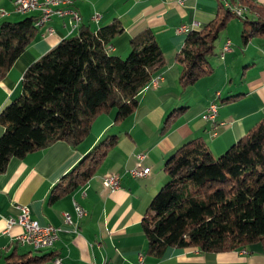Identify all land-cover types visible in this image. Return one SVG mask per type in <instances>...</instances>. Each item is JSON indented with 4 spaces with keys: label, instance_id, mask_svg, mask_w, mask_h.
I'll list each match as a JSON object with an SVG mask.
<instances>
[{
    "label": "crops",
    "instance_id": "0c3cea01",
    "mask_svg": "<svg viewBox=\"0 0 264 264\" xmlns=\"http://www.w3.org/2000/svg\"><path fill=\"white\" fill-rule=\"evenodd\" d=\"M14 0H0L4 20L18 21L36 13L14 11ZM69 9L78 13L75 23L70 15L54 17L37 28V36L14 61L0 80V111L21 92V80L27 67L65 37L77 35L81 27L92 31L119 19L123 31L109 44L111 53L124 57L130 40L151 29L163 51L165 66L155 86L138 94L134 113L115 123L116 109L103 112L92 123L90 134L77 147L57 141L23 158L12 157L0 173V264L23 232L20 225L8 227L6 219L28 205L30 215L41 225L59 228L58 239L50 250L63 264H264L261 243L240 250L200 252L197 247L167 248L160 257L145 254L147 239L142 218L153 196L166 182L165 159L186 142L202 137L214 155L223 153L264 115V38L251 37L243 46L241 27L232 19L215 43L210 59L211 74L195 84L181 88V65L176 53L185 42L181 25L200 29L210 21L222 0H70ZM232 1V0H228ZM264 5V0H253ZM98 15V21L92 20ZM47 25L53 28L47 34ZM226 42L229 49L223 50ZM232 97L230 100H225ZM217 104L215 121L203 119L209 104ZM176 115L167 131H161L167 115ZM0 124V136L3 133ZM216 132V134H214ZM118 135L97 172L84 185L49 204L51 187L68 172L102 137ZM144 154L142 164L150 168L144 177H133L137 154ZM119 178V187H104L107 175ZM74 203L87 214L78 219ZM69 214L72 223H65ZM20 251L35 253L30 246ZM53 259V258H52ZM52 259L47 264H52Z\"/></svg>",
    "mask_w": 264,
    "mask_h": 264
},
{
    "label": "trees",
    "instance_id": "16d2710c",
    "mask_svg": "<svg viewBox=\"0 0 264 264\" xmlns=\"http://www.w3.org/2000/svg\"><path fill=\"white\" fill-rule=\"evenodd\" d=\"M250 11L242 20L241 40L264 38V5L239 0ZM222 0L214 17L186 32L176 53L181 88L212 73L215 43L235 18ZM37 16L0 23V80L37 36ZM123 31L119 19L92 31L81 27L31 63L21 92L0 111V173L12 157L23 158L57 141L79 146L97 116L116 109L115 123L134 113L138 94L161 76L165 58L151 29L130 40L125 57L111 53L112 40ZM228 97L225 100H230ZM184 108L172 110L167 131ZM118 135L107 134L51 187L53 204L84 185L99 169ZM166 182L151 199L141 224L145 254L160 257L169 247H197L200 252L240 250L261 243L264 252V115L223 153L214 155L202 137L178 147L163 163ZM20 251L18 243L3 264H47L52 253Z\"/></svg>",
    "mask_w": 264,
    "mask_h": 264
},
{
    "label": "built area",
    "instance_id": "2783aa9c",
    "mask_svg": "<svg viewBox=\"0 0 264 264\" xmlns=\"http://www.w3.org/2000/svg\"><path fill=\"white\" fill-rule=\"evenodd\" d=\"M232 3L227 5L233 15L238 18H244L250 14L248 7L242 4L239 0H232ZM70 0H14V11L19 13H36L37 20L35 26L39 28L43 24L49 23L54 17H64L70 15L75 23L79 21L78 13L75 10L69 9ZM7 12L4 9H0V16L6 15ZM92 20L98 21V15H94ZM190 30L187 25H181L177 28V32L186 33ZM53 28L47 25V34H52ZM229 49V42H226L223 50ZM161 76L153 78L148 86H155ZM217 104L212 102L206 109L203 117L215 121L217 115ZM216 134V132H214ZM137 162L129 172L133 177H144L150 173V168L145 167L142 164L144 154H137ZM103 185L109 190L117 189L120 185L119 178L114 175H107L103 179ZM75 214L78 219L84 217L87 212L77 203H74ZM65 223H72L71 216L65 214ZM7 226L10 227L13 224L20 225L23 228V232L17 236L16 241L20 246H30L34 251H46L53 248L56 240L58 239L59 228L52 225H41L37 220L33 219L30 215V208L28 205H20L19 213L16 216H9L6 219ZM142 257H139V264H141ZM52 264H63L62 258L55 256L52 259Z\"/></svg>",
    "mask_w": 264,
    "mask_h": 264
},
{
    "label": "rangeland",
    "instance_id": "374dc122",
    "mask_svg": "<svg viewBox=\"0 0 264 264\" xmlns=\"http://www.w3.org/2000/svg\"><path fill=\"white\" fill-rule=\"evenodd\" d=\"M232 20L233 21H235V22H237L238 24H239V26L242 28V20L240 19V18H238V17H235V18H232ZM222 35V34H221ZM221 37V36H220ZM219 37V38H220ZM242 41V40H241ZM163 52V51H162ZM125 57V56H124ZM149 84V83H148ZM148 84H147V86H148ZM146 86V87H147ZM203 119H205L204 117H203ZM205 120H209V119H205Z\"/></svg>",
    "mask_w": 264,
    "mask_h": 264
}]
</instances>
